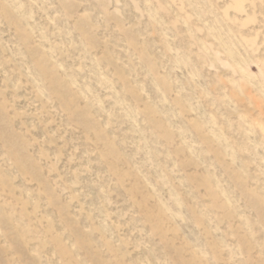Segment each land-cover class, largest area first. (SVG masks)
I'll use <instances>...</instances> for the list:
<instances>
[{
	"label": "rangeland",
	"instance_id": "rangeland-1",
	"mask_svg": "<svg viewBox=\"0 0 264 264\" xmlns=\"http://www.w3.org/2000/svg\"><path fill=\"white\" fill-rule=\"evenodd\" d=\"M0 264H264V0H0Z\"/></svg>",
	"mask_w": 264,
	"mask_h": 264
}]
</instances>
